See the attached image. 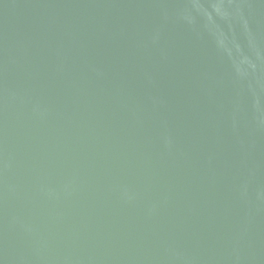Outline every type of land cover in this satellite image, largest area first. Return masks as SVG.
<instances>
[{
    "label": "water",
    "instance_id": "water-1",
    "mask_svg": "<svg viewBox=\"0 0 264 264\" xmlns=\"http://www.w3.org/2000/svg\"><path fill=\"white\" fill-rule=\"evenodd\" d=\"M0 264H264V0H0Z\"/></svg>",
    "mask_w": 264,
    "mask_h": 264
}]
</instances>
